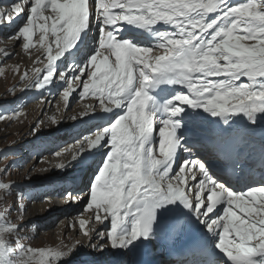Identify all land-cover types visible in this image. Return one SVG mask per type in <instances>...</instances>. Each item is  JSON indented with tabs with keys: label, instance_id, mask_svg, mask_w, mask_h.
Listing matches in <instances>:
<instances>
[{
	"label": "snow or ice",
	"instance_id": "1",
	"mask_svg": "<svg viewBox=\"0 0 264 264\" xmlns=\"http://www.w3.org/2000/svg\"><path fill=\"white\" fill-rule=\"evenodd\" d=\"M93 22L96 46L81 56ZM13 25L8 39L25 51L38 45L34 62L43 64L19 76L27 81L21 91L59 83L66 108L77 91L95 100L80 119L110 117L52 153H72L59 171L102 156L86 193H64L68 202L88 197L91 215L78 223L89 247L126 256L163 240L179 264H264V0H10L0 4V29ZM128 28L155 43L124 37ZM21 115L17 107L10 118ZM190 137L227 164L250 159L260 180L233 188ZM182 153L190 158L181 161ZM7 171L0 169V264H71L80 241L23 242V225L10 216L24 213L26 196L3 179ZM13 192L16 204L7 205ZM106 222V231L86 227Z\"/></svg>",
	"mask_w": 264,
	"mask_h": 264
},
{
	"label": "rangeland",
	"instance_id": "2",
	"mask_svg": "<svg viewBox=\"0 0 264 264\" xmlns=\"http://www.w3.org/2000/svg\"><path fill=\"white\" fill-rule=\"evenodd\" d=\"M4 40L9 39L7 37ZM1 45H3L2 42H0V47H2ZM23 53L20 54L16 51L9 58L0 55L3 57L0 59L3 61L0 63V115L4 116V119H0V169L5 168V166L8 167L3 179L6 182H15L19 190L24 192L26 196L23 200L24 213L20 214L18 211H13L10 219L23 225L21 235L25 237L23 242L26 246L55 247L61 244L71 245L80 241L82 246L78 247L76 254L71 258V263L78 259L75 264H88V260L91 258L87 255L93 256L100 253L88 246V238L83 234L78 223L80 219L88 220L91 215L89 211L85 210L88 197L84 195L78 202H68L62 192L67 187L64 183L73 180L74 184L69 185V187L73 188L74 191L80 189L77 192L86 193L96 170L91 173L89 180V173H86L82 179L85 171L89 169L88 166L85 169V162L80 166L59 171L55 165L61 161H66L72 153L69 151L60 157H56L52 153L71 146L73 141L77 140V137L75 138L76 131H72L74 127V129H78V133H81L78 138L88 133V131L81 130L83 126L77 123L82 121L79 114L86 111L83 108L84 103L93 102L90 96L81 98L79 91H77L71 96L70 103L66 108L61 97L63 85L59 83L53 84L47 90L21 91L27 81L21 83L19 76L27 71L29 77H32L35 68L43 67V64L34 62L38 55L35 54V51L31 52L28 57L25 55L26 60L19 58L20 55L23 56ZM13 88L15 91H10ZM89 98L90 100H88ZM17 107L23 115L15 119L10 118L11 113ZM54 116L58 121L57 124L51 123V118ZM72 116H77L78 119L76 121L69 119ZM41 121L42 123H39ZM34 128H36L35 133L33 132ZM70 131L72 132L67 136L68 139H65L67 141L63 140L60 134L66 137L65 135ZM56 141L59 142L46 149ZM97 158L99 160H93L98 162V165L97 162H93L95 167L97 165L96 169L102 160L100 156ZM93 165L92 168H94ZM71 175H73V179H70ZM29 176L31 179H28ZM26 185L27 187H25ZM45 197H49L50 200L44 199ZM52 199L58 200L56 206L51 205ZM62 202L65 205L62 209H58L57 205ZM6 203L15 206V192L6 197ZM29 205L30 208H35L37 215L39 214L38 218L30 223L27 221ZM86 227H95L99 231L107 230L99 223L95 226L88 224ZM85 254L87 255L85 256Z\"/></svg>",
	"mask_w": 264,
	"mask_h": 264
},
{
	"label": "bare ground",
	"instance_id": "3",
	"mask_svg": "<svg viewBox=\"0 0 264 264\" xmlns=\"http://www.w3.org/2000/svg\"><path fill=\"white\" fill-rule=\"evenodd\" d=\"M10 2V0H0V4H8ZM241 2H243V0H232V3L233 4H238V3H241ZM15 25H13V27L12 28H4V29H0V37L2 36L3 38H0V42H2L3 43V45H1L2 47H0V49H6L7 51H9L10 53H12V54H14L16 51H18V53H23V56L22 55H20L19 56V58H22V59H24V60H26L27 58L25 57V55L28 57L29 56V54L31 53V52H33V51H35V54H38L37 53V48L39 47L38 45H37V48H33V49H30V50H27V51H25V50H23L22 49V47L20 46V44L17 42V41H15V40H4V39H6L7 37H9V36H11V33H13L14 32V30H15ZM166 30H169L168 28H166ZM34 40H35V37H34ZM4 41V42H3ZM151 45V44H150ZM92 49V47H89L88 48V50H85V51H83V52H81V56L85 53V52H88L89 50H91ZM11 56V55H10ZM1 58H3V57H0V59ZM5 58V57H4ZM9 58V57H8ZM1 61L2 60H0V63H1ZM3 62V61H2ZM26 65H28V64H26ZM87 99V98H86ZM91 99H92V102L93 103H91V101H89V102H86V103H84L85 104V106H83V108L85 109V110H87L88 109V106L89 105H93V104H95V100L91 97ZM85 100V99H84ZM88 100H90V98L88 99ZM1 101V100H0ZM81 105L83 104V103H80ZM80 107V106H79ZM79 109V108H78ZM80 115V114H79ZM107 117H109V116H107V115H105V114H103V113H99V111L97 112V114H95V115H93V116H89V117H84L83 119H81L82 121L81 122H79V123H77L78 125H82L83 127L81 128V130L83 129L84 131H89L90 129H94L96 126H97V124L98 123H100L101 121H104L105 123H107ZM76 121V120H75ZM80 121V120H79ZM98 121V122H97ZM201 121H197L196 122V125L197 126H199L201 123H200ZM157 138H158V133H157ZM101 151H103V150H101ZM97 156H100V157H102L100 154H94V155H90L88 158H87V160H90V161H93V160H99V158H97ZM69 159H71V155L70 156H68V158L66 159V161H68ZM58 161V160H57ZM65 161V162H66ZM58 163V162H57ZM60 163V162H59ZM58 190V189H57ZM54 191V190H53ZM60 198V197H59ZM58 199V198H57ZM57 199H52L51 200V205H54V206H56V203L58 202V200ZM53 201V202H52ZM65 204H63V202L62 203H60V205H57V208L58 209H62L63 208V206H64ZM28 208V207H27ZM27 211H29V213H27L28 214V220L27 221H29L28 223H30V222H32V221H34L36 218H38V216H39V214L37 215L35 212H36V210H35V208L34 207H31L30 208V205H29V208H28V210ZM26 211V212H27ZM95 226V225H94ZM103 227H105V228H107L108 227V225H107V222L103 225ZM62 240V239H61ZM83 250H84V248H83ZM141 250H142V248L141 249H139L138 251H136V252H134V253H130V254H128V255H126V256H114L113 254H112V251L111 250H108V251H105V252H100L98 255H87V254H85V256L87 255V256H89L91 259L90 260H88V264H114V262L115 261H117V260H119V261H121L122 262V259L123 258H129V257H139V255H140V253H141ZM82 257V256H81ZM76 260V262L78 261V259H75ZM73 261V260H72ZM76 262H73V263H71V264H75ZM164 263V262H163Z\"/></svg>",
	"mask_w": 264,
	"mask_h": 264
}]
</instances>
